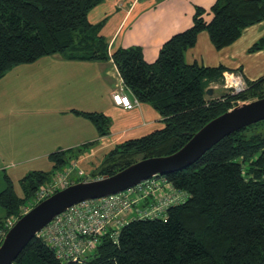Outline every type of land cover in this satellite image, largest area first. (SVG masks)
I'll use <instances>...</instances> for the list:
<instances>
[{
    "label": "trees",
    "instance_id": "16d2710c",
    "mask_svg": "<svg viewBox=\"0 0 264 264\" xmlns=\"http://www.w3.org/2000/svg\"><path fill=\"white\" fill-rule=\"evenodd\" d=\"M103 1L0 0V78L17 66L56 54L68 59H112L135 99L163 117L162 129L105 151L92 170L94 180L143 159L174 154L239 102L264 98L263 77L247 82L248 88L240 94L227 91L208 100L211 83L224 84L225 68L189 65L184 59L202 31L221 49L235 42L245 28L264 21V0H216L210 21L204 17L206 10L198 8L192 26L166 41L153 63L145 60L139 47L109 53L108 42L99 34L102 23L89 21L90 12ZM259 50H264V36L250 48V52ZM84 115L95 122L101 136L109 134L107 118ZM93 145L52 154V177L44 172L26 177L23 199L15 195L7 178L0 193L4 210L0 246L9 230L7 220L22 217L20 208L56 175L74 168L79 156ZM154 180L156 186L182 195L163 216L137 215L138 210L155 204L145 186V197L132 212L135 217L117 235H103L97 248L82 260L59 258L56 248L37 235L13 264H264V121L232 133L185 170Z\"/></svg>",
    "mask_w": 264,
    "mask_h": 264
},
{
    "label": "crops",
    "instance_id": "0c3cea01",
    "mask_svg": "<svg viewBox=\"0 0 264 264\" xmlns=\"http://www.w3.org/2000/svg\"><path fill=\"white\" fill-rule=\"evenodd\" d=\"M215 2L104 0L90 12L89 21L92 25L102 23L99 34L108 42L110 54L119 48L139 47L145 60L153 63L166 41L192 26L198 8L206 10L204 17L210 21V9ZM263 36L261 21L245 28L232 44L218 49L209 33L202 31L184 59L189 65L224 67L225 71L241 73L246 82H254L264 77V50L250 52V48ZM0 81L16 84L14 90L0 94L4 108L3 113L0 110V143L11 152L31 155L29 159L94 144L79 156L80 160L92 151H107L164 127L163 117L153 107L135 103L112 59H68L56 54L17 66ZM121 87L135 103L132 110L116 106L113 101V94ZM225 93L224 84L211 83L206 97L216 99ZM14 108L35 116L12 123L9 113ZM84 114L107 118L109 134L101 136L95 122Z\"/></svg>",
    "mask_w": 264,
    "mask_h": 264
},
{
    "label": "water",
    "instance_id": "95a60500",
    "mask_svg": "<svg viewBox=\"0 0 264 264\" xmlns=\"http://www.w3.org/2000/svg\"><path fill=\"white\" fill-rule=\"evenodd\" d=\"M261 121H264V98L239 104L207 123L174 154L143 159L112 176L84 180L59 190L22 215L7 231L0 246V264H13L34 237L74 205L124 192L156 176L185 170L224 138Z\"/></svg>",
    "mask_w": 264,
    "mask_h": 264
},
{
    "label": "built area",
    "instance_id": "2783aa9c",
    "mask_svg": "<svg viewBox=\"0 0 264 264\" xmlns=\"http://www.w3.org/2000/svg\"><path fill=\"white\" fill-rule=\"evenodd\" d=\"M223 77L225 88L233 95L240 94L248 88V83L239 72L225 71ZM113 101L116 106L126 110H132L135 103L138 104L137 99L133 103L123 87L113 94ZM69 173H59L50 185L39 190L35 198L36 203L39 204L57 190L68 187ZM78 174L81 176L83 172ZM154 178L124 192L74 205L55 217L38 236H42L56 248L59 258L82 260L97 248L103 235L109 232L114 235L119 233L120 228L127 222L128 214L132 213L134 206L145 197L143 194L145 186L154 195L155 204L152 208L138 210V216H163L168 206L182 200L180 193L168 192L165 188L156 186ZM16 222L17 220L9 221V229Z\"/></svg>",
    "mask_w": 264,
    "mask_h": 264
},
{
    "label": "rangeland",
    "instance_id": "374dc122",
    "mask_svg": "<svg viewBox=\"0 0 264 264\" xmlns=\"http://www.w3.org/2000/svg\"><path fill=\"white\" fill-rule=\"evenodd\" d=\"M15 87H16V84H13L10 82H6L3 84L2 81H0V94L4 90L6 93L7 89L9 91L10 89L14 90ZM2 98H3V95L0 96L1 102H2L1 100ZM242 103H247V102H239V104H242ZM1 109L3 113L4 108H2L1 103H0V110ZM9 116L10 118H12L11 119L12 123L18 124L19 122H22L24 120H28V119L30 120L34 118L35 114L34 113L28 114V113L23 112L19 108H16V109L14 108V110L10 111ZM105 150L90 152L88 155L80 159L75 164L76 165L74 166L75 169L70 168V167L66 168L65 171L63 172L65 173L70 172L67 178L68 181L72 183V182L77 181V179H83L87 181L94 180L92 170L96 166H98L100 162L102 161V157H103ZM30 156L31 155L29 154L19 155L17 153L11 152L9 148L4 147V145L0 143V168H1L0 169V193L6 188V181L8 178L10 179L12 183L15 195L19 199H23L25 198V186H24L23 180L26 177L39 173V172L47 173L48 177H52L55 171V161L53 160V158H51L50 156H47V157L41 156V157H32L29 159ZM21 159H25V161L20 162ZM12 161H15L17 163L10 164L12 163ZM78 172H83V175L81 176L78 175ZM45 186H48V185H45ZM45 186H42L40 190L44 188ZM37 204L38 203H36L35 199H33L31 202H28L27 204H25L24 206L20 208V211H19L20 215H24L27 211L32 209ZM3 216H4V210L0 206V219ZM134 217H135L134 213H129L126 220L130 221ZM18 218L17 216L9 218L6 222L7 228H9V225H8L9 221H14V220L16 221Z\"/></svg>",
    "mask_w": 264,
    "mask_h": 264
}]
</instances>
